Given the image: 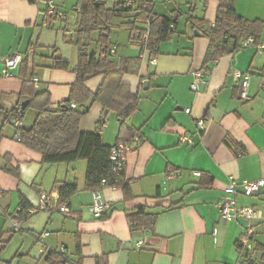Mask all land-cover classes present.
<instances>
[{
  "label": "crops",
  "instance_id": "0c3cea01",
  "mask_svg": "<svg viewBox=\"0 0 264 264\" xmlns=\"http://www.w3.org/2000/svg\"><path fill=\"white\" fill-rule=\"evenodd\" d=\"M78 1L58 0L64 16L53 21L50 28L44 1L33 4L27 0H0L3 108H18L20 103L24 67L20 64L11 77L3 73V57L15 53L27 60V79H39L37 91L50 93L52 108L69 98L78 63V49L69 43L76 38L73 25L78 23ZM98 1H105L108 8L114 5V0ZM147 2L157 14L171 18L177 10L184 19L178 18V23L172 25L175 33L153 56L129 41V36L124 46V27L119 29L120 42H114L111 51L113 60L120 63L125 58L140 57V61L132 64V74L113 78L101 75L87 82L94 94H100L98 101L88 105L80 123L82 131L98 130L108 146L126 141L133 146L124 173L129 191L101 189L112 209L96 218L92 192L85 188L87 161L46 164L40 153L16 140V127L6 126L0 141V244H8L13 237L9 233H15L21 234L22 246L16 252L18 261L9 260V264H49L46 250L62 247L66 249L67 264H246L237 242L247 223L241 218L222 219L219 204L231 178L238 183L264 178V53L252 46L243 47L204 67L210 40L193 29L189 19L194 15L215 25L219 0ZM158 5L162 12L157 11ZM234 8L249 21L264 22V0H234ZM98 39L96 33L91 53L99 52ZM57 58L68 62L70 68L52 69ZM198 71L206 76L196 93L191 85ZM236 71L250 74V101L239 97L241 81L235 78ZM124 93L140 96L126 129L121 127L116 112L105 108ZM34 118L32 112L21 122L28 124ZM199 120H204V129L198 127ZM8 156L11 165L19 169V178L3 170ZM195 172L202 174L196 176ZM62 184L78 187L64 202L70 213L41 211L44 213L38 217V226L32 219L41 212L28 219L27 228L23 229L22 223L18 230L13 227L9 217L21 210V198L32 210L38 207L42 194L56 205L63 204L58 192ZM235 198L239 207L253 206L260 213L250 239L252 248H263L256 250L252 259L264 264V190L257 196L239 193ZM140 207L148 215L140 219L142 223L149 226V217H157L151 229L146 225L135 228L133 220H138L135 215ZM45 232L49 235L41 242L38 237ZM139 241L144 243L142 248L135 247Z\"/></svg>",
  "mask_w": 264,
  "mask_h": 264
},
{
  "label": "trees",
  "instance_id": "16d2710c",
  "mask_svg": "<svg viewBox=\"0 0 264 264\" xmlns=\"http://www.w3.org/2000/svg\"><path fill=\"white\" fill-rule=\"evenodd\" d=\"M30 3L48 0H27ZM147 0H133L129 4L128 0H114V5L108 8L105 1L79 0L77 9L79 17L76 38L69 40L78 49V63L76 68V81L71 87L69 98L60 103L56 108L51 107L50 93L38 92L33 78L27 79V60L21 62L23 88L19 95L20 103L18 108L7 110L0 105V141L3 138V131L6 126H14L16 120L25 119L31 109L35 113V118L31 123L24 124L20 129L16 128V140L26 148L36 151L43 156L46 164L72 163L85 160L88 163L86 173L85 188L89 191L101 190L106 187L123 188L129 191L125 179V171L119 177L112 173V161L110 159L113 147L105 144L98 130L92 132L82 131L80 123L84 115L87 114L90 103L98 101L99 94H94L88 87L87 82L91 79L104 75L106 78L119 77L125 74L134 73L132 64L140 61V57L125 58L123 62L117 63L113 60L111 34L115 28L116 20L128 19L122 26L129 30V38L133 43L138 44L141 50L148 51L151 56L160 53L162 43L168 41L175 31L173 24L178 23V17H167L157 14L147 7ZM58 12L62 11L57 3ZM47 11V7L44 12ZM191 13V12H190ZM64 16V13H62ZM57 13L48 17V26L53 27V21L63 18ZM193 29H198L210 40V49L207 53L205 66L225 54L232 53L243 48V42L248 37H254L259 43L264 30V22L260 20L249 21L237 14L234 8V0H219L217 19L215 25L192 15L189 19ZM145 23L148 26H139ZM99 33V52H90V43L93 36ZM89 41V43H87ZM52 69L68 70L70 64L60 58L54 59ZM206 75V73H205ZM29 101L27 108L21 111V103ZM140 96L138 94L124 93V96L113 99L105 105V108L114 111L120 120L121 127L126 129V122L136 112ZM72 104L76 108H72ZM66 105L68 108H63ZM84 109V111H81ZM130 130V129H129ZM130 144L129 142H122ZM119 144V143H118ZM131 145V144H130ZM133 147V146H132ZM134 149V148H133ZM6 165L3 170L19 178V169L11 165L10 157H6ZM77 185L62 184L58 187L61 203L66 202L77 192ZM0 188V195L2 193ZM21 210L14 215H10L12 222L19 226L27 221L32 215L41 212L35 208H28V203L24 198L20 201ZM136 217L133 220L135 228L143 227L146 222H141V218L148 217L143 207L136 210ZM151 229L156 220V216L149 217ZM39 238V237H38ZM252 238V236H251ZM238 250L244 255L246 264H258L252 259L256 250L262 247L248 249L243 247L240 240L237 242ZM64 248V247H63ZM48 252L47 262L49 264H67L66 253L59 250H46Z\"/></svg>",
  "mask_w": 264,
  "mask_h": 264
},
{
  "label": "built area",
  "instance_id": "2783aa9c",
  "mask_svg": "<svg viewBox=\"0 0 264 264\" xmlns=\"http://www.w3.org/2000/svg\"><path fill=\"white\" fill-rule=\"evenodd\" d=\"M57 2L58 0H48L46 1L47 11L44 14L49 17L50 15L58 14L60 17L63 16L61 12L57 10ZM129 4L133 2V0H128ZM255 47L258 52L264 53V34L259 43H256L254 37H248L243 42V47ZM24 56L20 53H15L8 57H3L4 62V70L3 73L6 77L13 76L12 71L16 69L21 62L23 61ZM205 72L198 71L195 73V79L191 85V88L194 92H199L200 86L205 83ZM235 78L241 81V90L239 97L242 101H250L251 97L248 93L249 84H250V74L242 73L239 71L235 72ZM35 83H38V78H33ZM72 108H76L75 104H72ZM187 113L191 112V109H186ZM198 127L200 129H204V120L198 121ZM21 120H16L14 122V127L20 129L22 127ZM185 142L191 143V139H186ZM133 151V147L130 144L119 143L113 147L110 155V159L112 161V173L117 175L119 179L117 182L121 180V175L125 171L127 155ZM196 176H200L201 172H195ZM264 190V178H259L256 180H244L242 182H237L234 178H231L230 183L225 188L226 196L219 204L220 215L221 218L226 221H234L238 218L243 219L247 223V228L245 230L244 235L240 238V243L243 247L248 249L252 248L251 244V236L254 233L255 223L261 219L260 213L256 207L253 206H238L235 196L241 193L247 197H253L259 195ZM92 212L96 218H101L107 212H109L112 207L109 202H107L100 190L92 191ZM42 211H53L59 210L62 213H70V208L67 203H63L60 205H56L52 199L47 194H42L40 197V202L38 207L36 208ZM36 210H31L34 213ZM13 227L18 230L19 225L13 222ZM49 233L45 232L44 234L39 236V240L42 242L45 237H47ZM143 241H139L135 244L136 248L143 247ZM60 253H66L65 248L59 249Z\"/></svg>",
  "mask_w": 264,
  "mask_h": 264
},
{
  "label": "rangeland",
  "instance_id": "374dc122",
  "mask_svg": "<svg viewBox=\"0 0 264 264\" xmlns=\"http://www.w3.org/2000/svg\"><path fill=\"white\" fill-rule=\"evenodd\" d=\"M160 4H162V5H164L162 2H160ZM181 5H185V3H180ZM189 11L188 12H191V9H190V7H189V9H188ZM157 11L158 12H162V10H161V7H160V5H158V8H157ZM175 15L178 17V15H177V13H175ZM183 18V17H182ZM182 18H180V19H182ZM184 19V18H183ZM126 21H128V19H123V21L122 22H126ZM116 22V27L115 28H113V35H112V39H111V41H112V43H118L119 44V39H117V31L119 30V29H122L123 28V26H122V22L120 21V20H116L115 21ZM180 23H183V20L182 21H180ZM73 26H75V28H77V25H73ZM128 33H129V30L124 26V46H126L127 45V41H128ZM130 41V40H129ZM69 43H71V42H69ZM87 43H89V41H87ZM91 44V43H90ZM121 46H122V44H121ZM33 111L30 109L29 110V112L27 113L28 114V116L30 115V113H32ZM42 213H44V212H41V213H39V214H37L32 220V222L34 223V224H36L37 223V226L39 225V223H38V217H39V215H41ZM31 220V219H30ZM30 220H27V221H25V222H22V224H21V226H22V228L23 229H25V228H27V223L30 221ZM8 225H10V224H8ZM9 228V226L7 227V229ZM6 229V231H8ZM13 236L12 237V239L8 242V244H3V243H1L0 244V264H9L10 263V261L9 260H16V261H18V259L17 258H19V257H15L16 255H17V250L19 249V248H21L22 246H21V243H20V241H19V238L21 237V234H15V233H9V236ZM40 244H41V242H39ZM25 247V246H24ZM23 247V248H24ZM8 260V261H7ZM8 262V263H7Z\"/></svg>",
  "mask_w": 264,
  "mask_h": 264
},
{
  "label": "water",
  "instance_id": "95a60500",
  "mask_svg": "<svg viewBox=\"0 0 264 264\" xmlns=\"http://www.w3.org/2000/svg\"><path fill=\"white\" fill-rule=\"evenodd\" d=\"M195 35L196 36H201V33H199L198 31H195ZM28 104H29L28 100L23 101L21 103V111H24L27 108ZM63 108H68V107L66 105H63Z\"/></svg>",
  "mask_w": 264,
  "mask_h": 264
}]
</instances>
